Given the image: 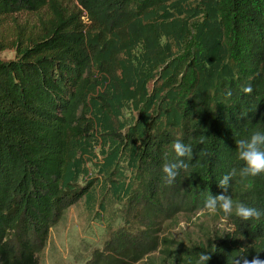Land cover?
<instances>
[{"label":"trees","instance_id":"trees-1","mask_svg":"<svg viewBox=\"0 0 264 264\" xmlns=\"http://www.w3.org/2000/svg\"><path fill=\"white\" fill-rule=\"evenodd\" d=\"M22 12L37 30L0 59V264H39L52 226L97 189L125 203L98 264L264 260V216L163 236L223 194L244 166L235 141L264 131V0H0V19ZM178 140L193 157L167 184ZM227 194L264 210V174L237 175Z\"/></svg>","mask_w":264,"mask_h":264},{"label":"rangeland","instance_id":"rangeland-1","mask_svg":"<svg viewBox=\"0 0 264 264\" xmlns=\"http://www.w3.org/2000/svg\"><path fill=\"white\" fill-rule=\"evenodd\" d=\"M36 13L22 12L0 19V59L10 60L16 57L13 41L19 33L30 35L37 30ZM194 40V30L190 32L186 49ZM136 112H125L124 119L130 120ZM91 162H89L90 164ZM96 168L90 164V171ZM83 181V180H82ZM84 182V181H83ZM104 202V207H100ZM125 203L102 189L96 191V201L88 202L83 197L77 203L64 211L62 216L50 229L47 243L39 253V264H98L95 261L97 253L106 249L113 231L119 229L125 221ZM174 222L168 225L165 237L184 238L185 235H195L199 224H209L210 227L229 230L230 220L221 219L215 215L202 214L201 211L192 214H180ZM155 255H161L155 252ZM144 259L142 261H145Z\"/></svg>","mask_w":264,"mask_h":264},{"label":"clouds","instance_id":"clouds-1","mask_svg":"<svg viewBox=\"0 0 264 264\" xmlns=\"http://www.w3.org/2000/svg\"><path fill=\"white\" fill-rule=\"evenodd\" d=\"M244 94L251 95L253 88L250 84L242 87ZM231 91L226 93L231 96ZM237 159L242 161L244 166L240 169L233 168L225 174L219 181L218 186L223 189V194L213 196L208 195L204 201L202 214L217 215L223 213L221 219H227L233 214L243 221L251 219L259 220L264 216V210L249 206L243 202H234L232 197L227 194L234 177L239 175L241 178L256 177L264 174V131H255L248 138L237 139L236 141ZM177 159L172 163H165L162 166V179L167 184H172L181 170L188 168L187 160L193 157V150L190 144L175 141L172 145ZM211 254L201 252L197 264H208ZM233 264H264V260L259 256L248 259L247 255H241L234 259Z\"/></svg>","mask_w":264,"mask_h":264}]
</instances>
